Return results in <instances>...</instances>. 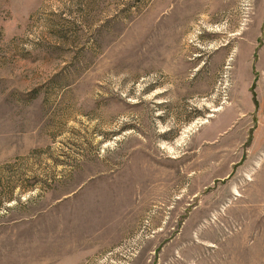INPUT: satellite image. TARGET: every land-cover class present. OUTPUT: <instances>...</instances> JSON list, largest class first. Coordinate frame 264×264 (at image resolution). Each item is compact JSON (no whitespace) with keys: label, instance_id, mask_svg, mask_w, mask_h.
Here are the masks:
<instances>
[{"label":"rangeland","instance_id":"obj_1","mask_svg":"<svg viewBox=\"0 0 264 264\" xmlns=\"http://www.w3.org/2000/svg\"><path fill=\"white\" fill-rule=\"evenodd\" d=\"M45 254L264 264V0H0V264Z\"/></svg>","mask_w":264,"mask_h":264},{"label":"crops","instance_id":"obj_2","mask_svg":"<svg viewBox=\"0 0 264 264\" xmlns=\"http://www.w3.org/2000/svg\"><path fill=\"white\" fill-rule=\"evenodd\" d=\"M109 228H110V231L113 229V226H109ZM109 231V229L107 230V227H106V229L105 228H102L101 226H100V230H99V233L100 232H102V233H106V232H108ZM101 242V241H100ZM101 243H105V242H101ZM101 246H104V245H101ZM39 264H58V262L56 261V259L53 257V259H51L50 258V255H48V254H45L44 255V259L43 260H40L39 261Z\"/></svg>","mask_w":264,"mask_h":264}]
</instances>
